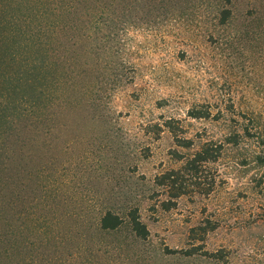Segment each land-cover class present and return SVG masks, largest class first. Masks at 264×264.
<instances>
[{
  "label": "rangeland",
  "instance_id": "obj_1",
  "mask_svg": "<svg viewBox=\"0 0 264 264\" xmlns=\"http://www.w3.org/2000/svg\"><path fill=\"white\" fill-rule=\"evenodd\" d=\"M176 136L223 148L165 209ZM255 152L264 0H0V264H264Z\"/></svg>",
  "mask_w": 264,
  "mask_h": 264
},
{
  "label": "trees",
  "instance_id": "obj_2",
  "mask_svg": "<svg viewBox=\"0 0 264 264\" xmlns=\"http://www.w3.org/2000/svg\"><path fill=\"white\" fill-rule=\"evenodd\" d=\"M209 112H193L188 115L193 118L205 117ZM178 146L189 149L187 154L175 151L174 157L180 162L176 168L164 170L154 176V183L160 187L167 198L162 200L165 209L176 203L182 195L204 194L208 195L214 189L215 174L211 171V164L222 154L223 143L214 140H205L194 146L193 139L175 137ZM239 139L234 132L224 136V145L237 146ZM254 164H264L263 154L255 152L251 156ZM128 221L135 234L145 237L148 234L146 226L140 221L135 210L128 213ZM122 223V219L110 212L104 214L101 225L104 228H115Z\"/></svg>",
  "mask_w": 264,
  "mask_h": 264
}]
</instances>
